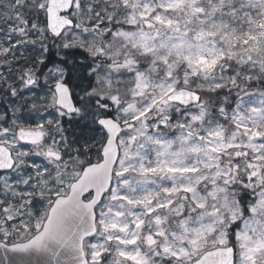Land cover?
Wrapping results in <instances>:
<instances>
[{
	"label": "snow or ice",
	"instance_id": "1",
	"mask_svg": "<svg viewBox=\"0 0 264 264\" xmlns=\"http://www.w3.org/2000/svg\"><path fill=\"white\" fill-rule=\"evenodd\" d=\"M0 264H264V0H0Z\"/></svg>",
	"mask_w": 264,
	"mask_h": 264
}]
</instances>
